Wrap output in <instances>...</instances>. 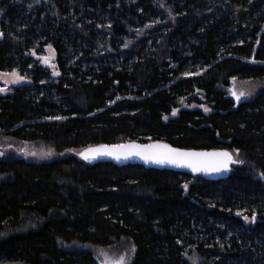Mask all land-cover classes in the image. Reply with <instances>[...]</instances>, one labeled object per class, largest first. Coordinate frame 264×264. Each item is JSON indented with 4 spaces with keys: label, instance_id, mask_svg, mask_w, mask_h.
I'll list each match as a JSON object with an SVG mask.
<instances>
[{
    "label": "trees",
    "instance_id": "obj_1",
    "mask_svg": "<svg viewBox=\"0 0 264 264\" xmlns=\"http://www.w3.org/2000/svg\"><path fill=\"white\" fill-rule=\"evenodd\" d=\"M46 46L55 78L29 56ZM13 71L31 84L0 95V149L66 155L0 152V264H96L61 244L122 240L131 264H264V0H0V72ZM130 141L235 164L209 180L78 158Z\"/></svg>",
    "mask_w": 264,
    "mask_h": 264
},
{
    "label": "rangeland",
    "instance_id": "obj_2",
    "mask_svg": "<svg viewBox=\"0 0 264 264\" xmlns=\"http://www.w3.org/2000/svg\"><path fill=\"white\" fill-rule=\"evenodd\" d=\"M29 56L34 60L38 61L42 66L48 68L51 72V77H57V69L55 63V52L51 46H46L42 49V53L37 54L35 51H30ZM16 72V71H15ZM12 72H0V88L7 89L6 91H0V95H8L11 93L12 87L28 86L31 84V81L24 79L18 83H9L8 81L12 80L11 76H3L2 74H7ZM251 88V91H249ZM255 86L249 87L247 90L238 89L236 90L237 94L243 98H248L251 96L255 90ZM231 89V88H230ZM229 94V90H226ZM243 93V95H240ZM184 108L196 109L200 106L192 105L190 107L185 106ZM205 111V108L203 109ZM4 151L0 149V152L4 157L23 159L28 162L41 163L46 161H51L60 157H64L66 154H57L54 150L49 149L46 145L40 142L27 143V142H8L4 145ZM249 221L247 220L245 224L247 225ZM29 226V223L26 224ZM61 246L67 251H88L92 253L93 258L96 264H131L134 254V248L132 243L128 240H122L116 242L110 247L99 248L89 244H79V243H70V244H61ZM192 264H199L197 258L192 257Z\"/></svg>",
    "mask_w": 264,
    "mask_h": 264
},
{
    "label": "snow or ice",
    "instance_id": "obj_3",
    "mask_svg": "<svg viewBox=\"0 0 264 264\" xmlns=\"http://www.w3.org/2000/svg\"><path fill=\"white\" fill-rule=\"evenodd\" d=\"M3 76H11L12 80L8 81L9 83H18L25 79L24 76H21L18 72L13 71L12 73L2 74ZM185 75H189V73H185ZM7 89L0 88V91H6ZM233 95H236L233 92ZM240 95H243L241 93ZM236 99L239 100L240 96L236 95ZM113 103V101H110ZM205 111H209L205 107ZM175 114V110L173 112ZM57 119H60L57 117ZM167 119V117H165ZM238 151V150H237ZM89 153L92 155H100L107 154L115 156L117 159L120 158L121 155H139L143 156L146 160H155L159 163L169 162L172 164H177L181 166H188L194 172L199 171H220L222 169H226L228 165L233 161V155L230 152L222 151V152H198V151H186L179 148H173L169 144H162L157 141L154 144L147 145H139L133 143L108 146L101 145L98 148L90 149ZM84 155L85 159H89V155L85 153H81ZM242 163V161H239ZM187 188V185H185ZM245 220H248L249 217L245 216ZM255 220V216L251 218ZM134 247V246H133ZM122 264V260L120 262Z\"/></svg>",
    "mask_w": 264,
    "mask_h": 264
},
{
    "label": "water",
    "instance_id": "obj_4",
    "mask_svg": "<svg viewBox=\"0 0 264 264\" xmlns=\"http://www.w3.org/2000/svg\"><path fill=\"white\" fill-rule=\"evenodd\" d=\"M229 92L230 93L228 94V98L233 101L235 106H238L240 103L245 101L244 98L241 96H240V99L237 100L236 95H238V94L233 89H229ZM233 92H235L236 95H233ZM133 142L135 144H139V145H147V144H154L157 141H153L150 143H141V142H137V141H130V142L122 143V144H129V143H133ZM159 142L162 144H168L167 142H164V141H159ZM122 144H118V145H122ZM99 146H101V145H99ZM99 146L88 147V148L81 150L78 153V158L81 161H83L89 165H96V164H100V163H109V164H114L117 167L142 166V167L147 168V169H154V170H158V171L166 170V171H171V172L184 174V175H188V176H192V177L200 175V176H202L206 179H209V180H224V179L228 178V176L231 173L232 166L235 164V159L233 156V161L228 165V167L226 169H222L220 171L194 172L188 166H181V165L172 164L169 162L159 163L155 160H146L143 158V156H139V155H128V156L121 155L120 158L117 159L115 156H112V155H107V154L92 155L89 153L90 149H95V148H98ZM108 146H115V145H108ZM173 148H177V147H173ZM179 149H182V148H179ZM183 150L198 151V152H213V151H215V152H222V151L230 152L228 150H187V149H183ZM81 153H85L86 155H89L90 158L85 159L84 155H81ZM253 221H255V220H253Z\"/></svg>",
    "mask_w": 264,
    "mask_h": 264
}]
</instances>
